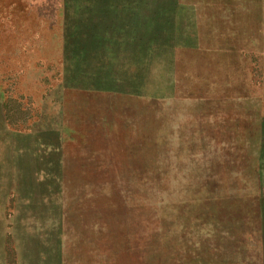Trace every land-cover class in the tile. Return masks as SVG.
I'll return each mask as SVG.
<instances>
[{"label": "rangeland", "instance_id": "obj_1", "mask_svg": "<svg viewBox=\"0 0 264 264\" xmlns=\"http://www.w3.org/2000/svg\"><path fill=\"white\" fill-rule=\"evenodd\" d=\"M0 264H264V0H0Z\"/></svg>", "mask_w": 264, "mask_h": 264}]
</instances>
